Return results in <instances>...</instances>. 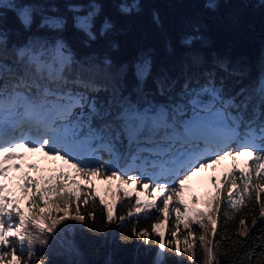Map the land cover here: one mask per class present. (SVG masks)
<instances>
[{"label": "trees", "instance_id": "obj_1", "mask_svg": "<svg viewBox=\"0 0 264 264\" xmlns=\"http://www.w3.org/2000/svg\"><path fill=\"white\" fill-rule=\"evenodd\" d=\"M11 2L16 3L17 7L8 4ZM22 9H27L31 16V24L27 28L18 16ZM86 13L90 15L91 37L76 27L75 16ZM47 18L63 20V28L57 30L42 26ZM189 38L191 43H185ZM57 41H63L67 45L74 63L65 72L69 83H61L56 87L83 94L89 100L95 99L98 104L106 101L115 91L134 106H175L186 103L193 91L200 90L210 81L217 88L222 86L226 96H235L242 89L250 92L258 87L264 76L260 61L264 51V0L2 2L0 93L11 95L16 91L40 102V96L34 88L18 86L27 70L17 55V50L30 43L54 46ZM140 61L150 63V67L142 75L136 70V63ZM221 63L226 65L228 71L220 67ZM77 78L89 87L72 83ZM36 79L41 84L45 83L39 80V76ZM26 82L30 84L31 78H27ZM161 91L164 92L163 96L160 95ZM187 115H191L190 106L187 107ZM191 131L192 135H199L201 127L192 128ZM11 139H22L19 129ZM229 147L235 148L236 145ZM117 150L119 159L108 168L109 174L118 169L127 179L134 177L145 180L156 171L147 165L141 167L140 161L133 164L135 146L129 148L126 139ZM29 154L30 159L35 161L40 157L48 158L41 152ZM96 155L101 164L115 159L104 149H98ZM244 157L247 156L240 158ZM240 158L236 161L238 165ZM228 161L232 166L233 162ZM246 161L251 163L249 158ZM120 165L122 168H119ZM235 175L239 183L242 177L239 172ZM91 178L89 177L90 181ZM253 178L256 179L255 174ZM80 182V214L85 217L83 221L65 219L51 234H41L29 225L30 232L47 241L45 245L34 244V264H41V261L43 264H153L159 255L161 237L152 230V225L163 220V214L154 208L151 212L134 214L136 196L131 195L116 201L114 217L108 221L107 210L101 203V198L108 200L96 191L94 184L86 183L83 179ZM136 185L142 187V184ZM7 189L10 196L21 200L20 207L27 213L20 191ZM119 193L122 194V191ZM222 195L225 200L222 201L216 218L219 233L225 238L220 239V235L209 236L210 239L219 240V247L213 250L214 264H264V256L261 255L264 253V240L261 239L264 235V218L259 217L260 209L255 201V192H252L251 199L246 198L252 215L237 212L227 202L226 193ZM160 204L161 200L158 202ZM75 206L74 202L73 215ZM53 214L59 215L55 211ZM122 216L125 219L123 223L120 219ZM253 216L257 218L254 226L251 224ZM174 219L175 213H172L163 236L166 247L162 249L161 264H203L207 258L203 246H196L194 254L176 253V240L180 241L183 248L185 239L182 236L189 229H185L181 222L177 236L173 237L172 232L176 231L172 224ZM240 219L245 220V226L249 229L244 236L240 235ZM16 222L18 218L13 215L5 219V226ZM192 226L196 231L199 230L196 224ZM133 228L136 232L146 229L148 236L142 239L134 235ZM170 240L172 244L168 246ZM233 241L237 243L234 244Z\"/></svg>", "mask_w": 264, "mask_h": 264}, {"label": "snow or ice", "instance_id": "obj_2", "mask_svg": "<svg viewBox=\"0 0 264 264\" xmlns=\"http://www.w3.org/2000/svg\"><path fill=\"white\" fill-rule=\"evenodd\" d=\"M18 16L25 28L31 24L27 9L20 11ZM44 25L60 30L64 21L45 19L42 26ZM76 27L92 36L88 17H77ZM184 42L191 43V38ZM17 55L27 70L18 86L34 88L40 96V102L16 91L11 95L0 93V264H34V244L45 245L47 241L30 232L29 225L41 234H51L65 219H85L80 214L79 185L75 177L65 172L39 179L23 172L18 178V187L27 213L21 209V200L10 196L3 183L9 179L10 172L21 171L24 167L23 164L12 163L23 161V154L18 153L17 148L41 152L51 160H61L74 169L76 176L89 184V177H103L116 179L121 183L131 180L133 184H142L146 192L150 187L154 188L161 193L162 199L153 198L147 207L163 214V220L152 225V230L161 237L160 248L166 247L163 229L168 226L169 217L175 213L172 224L176 231L172 232V236H177L181 222L185 229H189L183 248L180 241L176 240V253L194 254L196 246H203L207 252L208 264H214L213 250L219 247V240L210 239L209 234L225 238L219 233L216 218L222 201L225 200L222 193H226L227 202L234 210L252 215L246 198L251 199L254 191L255 201L260 209L259 217L264 218V76L258 87L250 92L242 89L235 96H226L222 86L217 88L210 81L200 90L193 91L186 103L175 106H134L115 91L106 101L98 104L95 99L89 100L83 94L56 87L61 83H69L65 72L74 63L71 52L63 41H57L51 47L47 44L30 43L18 49ZM148 67L150 63L145 61L141 71L146 72ZM220 67L228 71L224 63ZM37 76L45 83H39ZM27 78H31L30 84H27ZM72 83L89 87L79 78ZM187 87L186 84L185 88ZM160 95L163 96L164 92L161 91ZM189 106L190 116L187 115ZM193 115L197 117L196 123L201 126L199 135L195 136L192 135V125L187 123ZM18 129L22 139H11ZM124 139L129 148L135 146L133 164L140 161L141 167L147 165L155 169L153 175L145 180L134 177L126 180L116 170L109 174L108 168L119 159L117 149ZM98 149H104L115 159L98 163ZM242 156H247L251 163L245 161L244 166L238 165L236 161ZM226 160L233 162L229 171L219 179L208 177L211 189L199 196L192 194L191 206L186 203V183L203 171L215 170ZM26 167L29 171L35 170L32 164ZM237 172L242 177L239 183L235 175ZM158 199L161 200L160 205L157 204ZM74 202L75 215L72 214ZM101 203L107 210L108 221H111L116 200L104 201L101 198ZM136 204H140L139 199ZM135 210L140 212L142 208L137 207ZM54 211L59 215H54ZM13 215L18 218V222L5 226V219ZM120 219L123 220L124 217ZM239 223L240 235L244 236L249 229L245 226L244 219H240ZM192 224H198L202 230L198 241L191 230ZM251 224H257L255 216L252 217ZM133 233L142 239L148 236L146 229L136 232L133 228ZM261 239L264 240V235ZM171 244L170 240L168 246ZM261 255L264 256V253Z\"/></svg>", "mask_w": 264, "mask_h": 264}, {"label": "rangeland", "instance_id": "obj_3", "mask_svg": "<svg viewBox=\"0 0 264 264\" xmlns=\"http://www.w3.org/2000/svg\"><path fill=\"white\" fill-rule=\"evenodd\" d=\"M9 1H11V0H0V3L9 2ZM8 4L12 5L14 7H17L16 3L11 2ZM22 10H24V9H22ZM89 16H90L89 13L78 14L75 16V21H76L77 17H88L89 18ZM47 19H58V18H47ZM260 61L262 62L263 69H264V51L261 53ZM136 64H137L136 70H137L138 74L142 75L144 71H141V69L144 67L145 62L143 63L140 61ZM263 75H264V73H263ZM196 121H197V117L194 116L187 123L192 125V128H195V127L200 128L201 126L198 125L196 123ZM16 151L18 153H22L24 158H23V161H12V163L23 164L24 167L21 169V171H13V172L9 173V179L3 181V183L8 188H13L15 191H19V187H18L19 180H18V178L21 176V174L23 172L30 173L31 176H33L37 179H39L41 177L55 176L59 172H65V173H68L69 176L75 177L78 185L81 184V182H80L81 178L79 176L75 175L74 169H71L63 161L58 160V159L57 160H51V159L45 158V157H40L37 161H35L34 159H30V154H29L30 152L26 148H17ZM247 158L248 157L240 158L239 165L244 166V162L246 161ZM28 164L34 165L35 170L29 171V169L26 167V165H28ZM230 167H231V165L229 164V161L226 160V161L221 162V164H219L215 170L209 169L207 171H203V172L197 174L196 176H194L185 185V188H184V200H185V202L189 203V205H190V196L192 194H196L197 196H199V195H202L204 192L209 191L211 189V185L207 182V178L211 176V177L219 179L224 173H226L229 170ZM119 168H122V165H120ZM114 170H116V169H114ZM116 171H118L122 175L121 171H119L118 169ZM123 178L127 180V178L125 176H123ZM90 182L95 185L94 187L96 188V191L99 194H101L108 201H110L112 199H116V201H117L121 197H128L131 195H135L136 200L137 199L140 200V204L137 205L136 208L141 207L142 211L136 212V210H135L134 214H139L141 212H151V210L153 208H148L147 204L153 198L161 197V193L157 192L154 188L150 187L149 190L146 192L143 189V186L140 187L136 184H133L130 180L128 183H121L120 181H118L116 179L108 180V179H101V178L92 177ZM120 190L122 191V194L119 193ZM158 202H159V199L157 200V204H158ZM124 220L125 219L121 220V223H123ZM205 222H207V221H205ZM182 225H183V222H182ZM192 225H195V224H192ZM192 225L190 226L191 230L193 231L195 238L198 239L202 230L199 228V230L196 231V229H194V227ZM196 225H197V227H199L198 224H196ZM166 230H167V227L165 229H163V232H166ZM196 235H198V236L196 237ZM210 235L211 234H209V236ZM186 236H187V234H184L182 236V238L185 239ZM189 239H192V238H189ZM162 257H163L162 256V249L160 248L158 258L154 261L153 264H161ZM203 264H208L207 258L204 260Z\"/></svg>", "mask_w": 264, "mask_h": 264}, {"label": "bare ground", "instance_id": "obj_4", "mask_svg": "<svg viewBox=\"0 0 264 264\" xmlns=\"http://www.w3.org/2000/svg\"><path fill=\"white\" fill-rule=\"evenodd\" d=\"M12 138V137H11Z\"/></svg>", "mask_w": 264, "mask_h": 264}]
</instances>
